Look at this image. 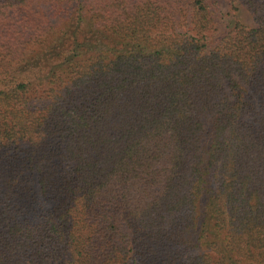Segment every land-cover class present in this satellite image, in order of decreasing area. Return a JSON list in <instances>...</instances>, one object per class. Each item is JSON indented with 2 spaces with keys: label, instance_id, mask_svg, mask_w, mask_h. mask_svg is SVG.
I'll use <instances>...</instances> for the list:
<instances>
[{
  "label": "trees",
  "instance_id": "trees-1",
  "mask_svg": "<svg viewBox=\"0 0 264 264\" xmlns=\"http://www.w3.org/2000/svg\"><path fill=\"white\" fill-rule=\"evenodd\" d=\"M0 264H264V0H0Z\"/></svg>",
  "mask_w": 264,
  "mask_h": 264
},
{
  "label": "rangeland",
  "instance_id": "rangeland-1",
  "mask_svg": "<svg viewBox=\"0 0 264 264\" xmlns=\"http://www.w3.org/2000/svg\"><path fill=\"white\" fill-rule=\"evenodd\" d=\"M220 26L225 29L236 19H240L247 24H254L253 16L242 5H239V10H234L227 2L220 4Z\"/></svg>",
  "mask_w": 264,
  "mask_h": 264
}]
</instances>
